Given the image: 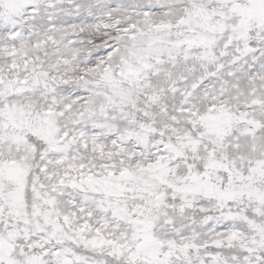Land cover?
<instances>
[{
	"label": "snow or ice",
	"instance_id": "1",
	"mask_svg": "<svg viewBox=\"0 0 264 264\" xmlns=\"http://www.w3.org/2000/svg\"><path fill=\"white\" fill-rule=\"evenodd\" d=\"M0 264H264V0H0Z\"/></svg>",
	"mask_w": 264,
	"mask_h": 264
}]
</instances>
